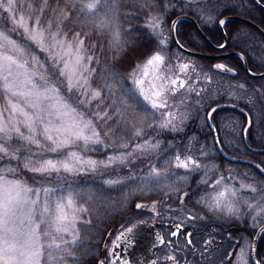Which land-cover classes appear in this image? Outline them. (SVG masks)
Segmentation results:
<instances>
[{
    "label": "rangeland",
    "instance_id": "obj_1",
    "mask_svg": "<svg viewBox=\"0 0 264 264\" xmlns=\"http://www.w3.org/2000/svg\"><path fill=\"white\" fill-rule=\"evenodd\" d=\"M89 2H93V0H89L88 3ZM170 2L171 1L169 0H103L102 2L100 0V3L97 5L96 8V9L99 8V11L96 12L99 14L97 25L94 24V27H91L89 30V33L93 32L94 34L97 35V37H100L99 31L101 30L102 37L107 39V42L109 44L108 47L110 50L113 51V54L110 55V57H113L114 54H119L121 51H125V43L135 36V32L133 30H129L125 26L130 16L129 12L131 11V10H127L128 6L134 5V9H136L137 11H139V9L144 10L146 13H143V16L147 17V19L149 20L148 26H150L151 28H153L152 25L154 23V18L159 21V27L155 30L160 31V34H162V39L164 40V44L161 45V49H163L162 54L165 56V63L163 65H160L159 68L155 70L152 67L148 68L149 76L146 78V86H145L146 92L148 91L147 81L152 80L154 76L156 75H159L161 77L171 76L175 78L178 71L176 67L179 65V62L177 60H174L175 62L174 61L169 62L166 59L167 58L166 54L167 55L170 54L171 47L169 46V37H168L169 25L165 23L166 18L164 12L166 13L171 12L172 10L176 9L175 7L177 6V3L172 2V4H170ZM211 2L212 4L215 5V7L212 8L210 12L212 19L211 20L202 19V21L207 25H216L220 16L225 12H227V10H231L236 13L243 12L247 15H255L254 10L250 7V5L252 4L251 0H244V1L243 0H211ZM124 3L127 4V7H123ZM199 9L200 7H198V12L195 11L198 14H200ZM161 10L163 12V15ZM20 14L26 15L25 12L23 13L20 12ZM161 15L162 17H160ZM94 18H96V14L94 15ZM106 19L109 20V24H106L105 22ZM30 25H31V21H29V26ZM12 27L13 24H12V20L9 18V13L4 12L2 9H0V29L9 30L11 38L17 40L18 42L24 41L28 43L31 46L33 55H35L38 58V63L33 62L31 57L28 55H25L22 58V59H27L29 61L28 70L30 72H34L37 74L33 78L38 79L40 75H43L46 79L49 80L51 84H55L59 86L60 92L64 97V99L68 100L73 106H75L80 112H82L83 117L85 119L92 120L96 130L101 134V129L99 125L101 124L102 120L97 118V113H104V112L98 109L97 112H92L90 109V104H80L79 102L80 99L87 100L88 97L86 96L81 97L79 93H73L67 91L66 81L64 80V78L55 75V67L53 66L52 60L49 58L50 53L41 51L36 44H33L31 41H27L26 34H22L23 29H18L17 31L12 32L11 31ZM241 38H243L242 35H236L234 36V41L239 40ZM66 39L69 41L74 40V38L68 36H66ZM79 39L85 41V39L83 38H79ZM117 40L119 41L118 45L115 44ZM259 43L261 42L259 41ZM84 48H85V55L93 57L92 53L90 54L88 53V49L87 46H85V42H84ZM161 49L156 50L155 52L161 51ZM155 52H153V54ZM259 52L263 58H261V56L259 55L257 61L259 63H262L261 59H264V46L260 48ZM173 54L174 53H172V55ZM152 55L148 56L147 58L139 62L136 65V67L133 70H131L128 74L127 72L121 75L116 72L109 73L105 78V82L103 81L102 82L105 83L107 88L111 89V94H113L117 98L118 97L121 98L122 107L124 108V112L127 115V118L129 117H128V113L126 112V109L132 108L139 113L137 119L132 122L133 125L139 126L138 127L139 129H141L146 125L147 127L153 126V128L156 129V130L153 129L150 130L151 132L154 131L155 135L153 136L155 137L156 141H159L162 138L163 140L162 151L161 148H159L158 146L152 147V145L157 144V142L154 143L151 140L141 139L140 141H134V144L131 145L132 147L128 149L129 150L128 152L119 153L115 155V157L124 158L127 156H134L136 157V160H138L141 156H145L148 152L156 151L155 155L153 156L154 160H152V162L157 160L159 161V159L162 160L161 161L162 169L156 168V166H153L154 165L153 163L150 164L151 162H148L146 166L143 165L141 167L143 173L137 175V173H135V171L132 170L131 172L133 173L130 174L131 178L139 175H141V177H145V179L141 182V185L143 188H147V187L149 188L143 190L142 194L151 195L150 188H158V193H161L162 191V194L166 192L168 189L167 194H171L174 192L173 189L183 187L184 185L189 184L193 179V175H195L193 189L197 194L194 196V199L201 200L200 202L201 206L194 207L191 206L189 203H185L183 199L184 195L182 197L177 198L178 202H176L175 197L170 195L163 197L160 196L157 199L136 201L132 206V208L134 207L135 211L133 209L131 212H128L124 215L123 217L124 219L122 220L123 223L122 226H124L126 223H130L140 218L157 219V220L180 218L184 222L192 224L195 227L204 230L208 229L210 225L214 229H216L217 235H220L219 236L220 238L225 239V244L222 245L217 250H215L213 253H202L201 251L200 254L198 255L196 254L192 255L189 250L184 249L181 254V259L185 261L186 264H223L226 260L231 258L235 253H238V257L236 258L237 263L248 264L250 263L251 236L249 238L244 237L241 240V237L238 234V237L236 238L231 235L230 226L236 221H239L240 223L244 222L245 220L244 209H246L248 212L251 211L253 213L252 218L250 219L251 221L250 226L251 229L252 228L256 229L261 222H264V212L261 211L262 209H264V197H262L261 194L258 196L257 191L255 192L251 191L250 188L247 187L248 185L246 186L239 185L238 182L235 184L233 183L234 185H230V183L228 184L227 180L224 179V176L215 175V173L218 172L217 170L216 172L214 171L216 168L231 169V166L227 165V163L221 160L216 162L215 157L213 156L212 158V153L214 151L213 149L210 154V148L212 146V138L206 133V130L208 128L207 119H206L207 111L205 106L203 105L204 103H206L208 94L200 93L199 96L195 97V99H201V101H196L194 99L190 101V97L192 96V91L188 90V89L196 88L198 84L201 85V83L206 85L207 81L205 80V76H208L212 71H210V68H207V66L204 64L194 63L196 66L198 65L200 66L199 67L200 72L193 71L192 76H190V78L194 77V83L185 86L184 89H180L178 91L179 94H177L178 93L177 92L175 96L169 94V104H170L169 109H160V110L152 109L150 103L148 101H145L143 99V96L139 93L138 86L134 84L131 76V73H133L137 69V66H140L141 69V73H138V76L142 74L144 64L146 63L147 59ZM92 61L88 62L86 65L89 69H92L91 68ZM41 64L43 65V67H40ZM93 72L94 70L91 71V73L88 75V83L90 85V88L92 90H99L102 92V89L100 87V81L96 79V78L100 79V77L96 76V78H93L92 77ZM201 73L203 74V76L201 75ZM214 74L215 76L218 75L216 71H214ZM157 83H160V81H157ZM210 84H212V81ZM261 87L263 88L262 92L261 93L255 92V95L259 93L261 96L264 97V80H262L261 82ZM232 89H234V92L231 91ZM212 90L214 91V89ZM212 90L210 91V93H212ZM226 90L229 93L228 97L236 98L234 99L235 101H239V100L244 101L243 98H245V94L247 93L246 89L240 88L239 86L233 88V86L229 84H226V86L223 89V91ZM180 91L183 92L180 94ZM181 95L188 97L189 99L184 100L181 98ZM240 96H242L243 98H241ZM181 100H183L184 103H181ZM189 102L194 104L196 107L197 106L199 107L196 108V107L188 106L191 105L189 104ZM4 105H5V101L0 100V110H3ZM94 107H98V106L95 105ZM253 109L257 110L260 114H262L261 117L262 120L264 117V107H253ZM166 111H171L175 114L176 119L174 123L176 124L178 130H171L168 128L161 129L160 127H158V124L162 120L161 113ZM226 113L228 115H232V113L229 111H226ZM256 114H257L256 129L259 132L260 128H259L258 113ZM4 115L5 117H9L10 113L5 112ZM218 115H219V119L222 120L221 123L223 125L225 124V121L223 120L226 119L230 120V118L225 117L226 115H224L222 111L219 112ZM12 120H13V124L21 127V131L24 132L25 135L28 134L27 131L22 126V124L20 123L22 117L16 116L13 117ZM241 122H244V118L242 117H241ZM165 132L170 133L171 138H167L164 134ZM177 133H181L184 135L188 134L184 138L186 145H188L189 142H191V140H193L194 137L195 140H197L198 137L201 138L203 142L202 145L203 150L201 153L202 163L199 164L200 165L199 168L184 169V168L176 167L175 166L177 163L176 160L170 163L169 158H172L170 156H173V158H175L176 156H180L182 159L188 157L187 156L188 152H186L185 154H181L178 152V149H176L177 147L172 145V143H174L177 140L176 138H172V137L175 136ZM9 135L11 136V139L3 140L0 142L5 143L10 150H15L16 156H18L19 152H23L24 154L34 153V156H36V160L40 159L41 156L47 159L57 158L58 155L57 153L49 152L46 150V148L38 149L36 148L35 145H29L25 141L19 139L17 134L14 132H10ZM100 138L102 139V137ZM182 138L183 137H178L177 141H181ZM146 141L148 143L145 149L137 150L136 146L144 145ZM236 141H238L237 138ZM231 143L235 145V143L237 142H235V140L228 141L227 145L230 146ZM238 147H240V145ZM67 151H77L85 160L97 161V166L95 168L89 167L87 164L78 166L79 170L73 171V172H77L75 174H73V172L71 173L60 172L59 174L52 173L45 176H41L39 174H36L34 176L30 175V177L33 179V181L30 183L27 180V176L21 174L22 172L21 169L22 167H25V164L27 160H29V158H26L24 160L25 163H23L22 161L19 163L21 167L20 170L17 169L18 164L16 163V160H14L15 158L4 156L2 159H0V184H3L6 181H20L23 185H26L27 187L33 189V192L28 193V197L38 201V204L36 205L37 208L36 216L41 215L42 208L44 205H48L51 207L55 203L60 202L62 199L66 204L68 197H71L73 200V204L71 208L67 206L65 207V212L68 215V221L63 226L67 228V231L57 232L55 230V226L49 228L47 225L41 224V227L46 231H48L49 235L46 237L45 236L40 237V243L44 246L42 249L43 255L40 258V264H43L44 257L47 258L44 264H71V259L73 257L70 256L71 253L70 250L72 249L69 250L68 246L75 244L77 241H79V234H80L79 227L83 226L87 221L84 217L81 216L80 207L76 204L78 203V201L76 199H73L71 192L68 189H66V184L69 183L68 182L69 178L72 175L83 173L85 175H90L92 176V178L95 179L111 181L110 177H106V174H109V171L108 170L105 171V169L102 168V166H104V163L109 162L108 159H106L105 161L95 159L92 156L86 154L87 152L85 153L83 151V147L79 145H70L68 148L61 149V153ZM129 153L131 154L129 155ZM149 165L151 166L149 167ZM153 167H155L160 171L161 175L159 177H155L151 175V169ZM25 168L28 170L27 167ZM234 168L236 170L240 169V167H234ZM100 169L103 170L101 171ZM237 173L238 172L235 171L231 176L237 177ZM218 180L221 181L219 185H217L216 183ZM229 188L236 192L235 196H232L231 193L225 191L226 189ZM220 192H225V196L221 202V208L212 209L211 211H209L205 207V204L212 203L215 200V198L218 197ZM140 202H143L145 205L149 207L138 209L136 205ZM153 204L156 205L155 212L150 207ZM226 204H231L233 207L239 208V212L236 213L235 215H229L224 210V205ZM122 205L123 204H121L120 206L121 208ZM249 205H252V207H249ZM85 212L86 211H82L83 216ZM191 213L195 214L196 216L202 217L203 219L190 220L189 215ZM233 216H235L236 221H234L235 219L233 218ZM255 219H257L258 222H252ZM87 223L88 221L86 222V224ZM86 230L87 229L85 228V231ZM108 239H110V235L108 236ZM55 245H60L61 247L56 248ZM106 245L107 242L105 246ZM238 245H240L239 249L237 248ZM242 252H243V256H241ZM112 261L113 260H111L108 256L105 260H103V264H111Z\"/></svg>",
    "mask_w": 264,
    "mask_h": 264
},
{
    "label": "snow or ice",
    "instance_id": "obj_2",
    "mask_svg": "<svg viewBox=\"0 0 264 264\" xmlns=\"http://www.w3.org/2000/svg\"><path fill=\"white\" fill-rule=\"evenodd\" d=\"M45 6L48 0H43ZM100 0H93L86 4H82L79 11L87 10L92 12L97 8ZM19 0H0V9L9 13V18L12 20V32L18 29H23L22 34H26V40L36 44L41 51L50 53L49 58L55 67V75L64 78L68 92L79 93L81 97H88L87 100L80 99V104H90L93 100H98L101 97V91L92 90L88 83V75L94 69H89L86 65L93 60L92 56L85 55L84 41L79 39V34H75L74 40L66 39V34L59 30L52 31V23L49 21L47 26L41 23L40 15L31 11V5L28 6L26 15H21V7H18ZM72 0H68L64 9L57 7L54 11L68 19L74 9ZM215 5L208 0V4L201 6L199 9L198 18L211 20V9ZM44 8H39L42 13ZM29 21L31 25L29 26ZM218 23L223 26L226 23L225 19H219ZM175 25V22L173 26ZM153 29L159 27V21L154 18L152 25ZM118 36V34H117ZM116 45L119 44L117 40ZM160 44H164V40H160ZM226 44H220V48H225ZM161 51L155 52L149 57L143 66L142 74L140 66L131 73L133 82L138 86L139 93L145 101H148L152 109H169V94L175 96L180 89H184L186 81L181 80L179 75L175 78L171 76L161 77L154 76L152 80L147 81L148 91H145L146 78L149 76L148 68L158 69L160 65L165 63V56ZM25 55L31 57L33 62L38 63V58L33 55L31 46L24 42L11 38L9 30L0 29V100L5 101L3 110H0V141L11 139L10 132L17 134L18 138L25 141L29 145H35L38 149H45L52 153H57V158L47 159L41 156L38 160H27L25 167L29 171L41 176L52 173L59 174L60 172L71 173L79 170L78 166L87 164L89 167L95 168L97 161L85 160L77 151H67L61 153V149L68 148L70 145L87 146L89 144H100L101 134L98 132L90 119H85L82 112L73 106L68 100L62 96L59 86L51 84L48 79L40 75L38 79H34L37 74L28 70L27 59H22ZM40 67H43L41 64ZM189 64H181L179 71L187 75ZM215 68L220 71H232L223 64L215 65ZM195 71V68H192ZM205 79L211 83V78L205 76ZM160 81V83H157ZM178 85V86H177ZM244 88V85H239ZM194 91V89H188ZM199 96V92H196ZM257 95H260L257 93ZM181 103H184L181 100ZM251 103V99L249 101ZM217 109L212 107L209 109L208 117L211 120L212 113ZM10 113L9 117H5L4 113ZM129 119L127 123H132L137 119L139 113L132 108L126 109ZM247 115V114H246ZM22 117L21 124L27 131V135L21 131V127L13 124V117ZM162 120L158 124L161 129L178 130L174 123L176 117L171 111L161 113ZM97 118L106 121L109 117L107 113H97ZM211 126V125H210ZM253 126L252 117H247L246 128ZM107 135V133H104ZM136 136L141 135V130L136 129ZM147 141L144 145H138L137 150L145 149ZM127 147V145H123ZM157 144L152 147H157ZM0 159L4 156L15 158V150H10L5 143L0 142ZM131 153H129L130 155ZM121 157L110 158L108 163H113ZM176 167L184 169H196L200 165L192 157L188 156L181 158L175 157ZM108 163H104L107 167ZM151 175L159 177L160 171L153 167ZM110 183H116L112 181ZM217 185L221 183L218 180ZM251 191L256 189L247 186ZM226 192L232 196L236 192L232 189H226ZM33 192V189L23 185L20 181H6L0 184V264H40V258L43 255V245L40 243L41 236H48L49 233L41 227V224L47 225L49 228L55 226L57 232L67 231L64 227L68 221V215L65 212V207H72L73 200L67 198L66 204L62 199L51 207L44 205L40 216H36V205L38 201L28 197V193ZM225 192H220L218 197L212 203L205 204V207L211 211L212 209H220L222 199ZM136 207H149L143 204H137ZM156 211V205L150 206ZM252 207V205H249ZM224 210L229 215H235L239 212V208L233 207L231 204L224 205ZM86 211V209H80ZM264 212V209L261 210ZM22 214V215H21ZM159 215V213H158ZM190 220L203 219L199 216L189 215ZM146 223V222H145ZM135 225L126 229L127 233H132ZM172 236L184 237L186 246H193L194 233L185 230L183 225H175V230L170 233ZM129 241L130 236L124 232L117 237ZM160 244H165V239L158 236ZM171 243V242H169ZM51 247V246H49ZM60 248V245H55ZM179 247V245H177ZM114 255V253H112ZM243 256V252L241 253ZM166 260L172 261L173 264H179L176 255H167ZM103 264V262H101ZM111 264H117V261H112ZM125 264L127 262L125 261ZM156 264V261H153ZM256 264H261L257 261Z\"/></svg>",
    "mask_w": 264,
    "mask_h": 264
},
{
    "label": "trees",
    "instance_id": "obj_3",
    "mask_svg": "<svg viewBox=\"0 0 264 264\" xmlns=\"http://www.w3.org/2000/svg\"><path fill=\"white\" fill-rule=\"evenodd\" d=\"M88 1L89 0H72V3L74 4L75 7L73 9L72 14H70L69 18L66 20L63 19V17H61L60 15H58L54 11V9H56L57 7L64 9V6L68 2V0H48L47 6L44 5L43 0H19V4H18V7L22 6L21 12L22 13L25 12V14H27L28 12V6L31 5L32 6L31 11L35 14L40 15L42 25L47 26V23L51 21L52 31L53 30L57 31L56 26L58 24L59 30L62 33H65L66 36L68 37L74 38L75 34L78 33L79 38L85 39L84 42H85V46H87L88 53L93 54V61L91 63L92 65L91 68L94 69V72L92 77L93 78H96V76L100 77V79L98 78L96 79L100 81V87L102 89V92H101V97L98 100H93L90 103V109L92 112H97V109L102 110L104 113L108 114L109 118L106 121H102L101 124L99 125L101 129L102 143L82 146L83 151L85 153L87 152L86 154L92 156L95 159L104 160V161L106 159L110 160V157L114 158L115 155L119 153L128 152L129 151L128 149L132 147L131 145L134 144V141H140L141 139L151 140L154 143L159 142L158 147L161 148L162 151L163 140L161 138L159 141H156L155 137L153 136L155 135L154 131L151 132L150 130V129L156 130L153 128V126L147 127L146 125L140 129L141 130L140 136L135 135L136 129L139 126H135L132 123H127V120L129 118H127V115L124 112L121 98L119 97L117 98L113 94H111V89L107 88L105 83H103L105 82V78L109 73L116 72L121 75L127 72L128 74L131 70H133L136 67V65L139 62L147 58L156 50L161 49L160 40L162 39V34H160V31L154 30L153 28L148 26L149 20L147 19V17L143 16V13H146L144 10L139 9V11H137L136 9H134V5L127 7V4L124 3L123 7H127V10H131L129 12L130 16L127 20V24H125V26L129 30H133L135 32V36L125 43V51H121L119 54H114L113 57H110V55L113 54V51L109 49L108 47L109 44L107 42V39L102 37L101 30L99 31L100 37H97V35L94 34L93 32L89 33L90 28L94 27V24L97 25L99 14L96 12L99 11V8L92 12H88L87 10L83 12L79 11V8L82 6V4H86L88 3ZM102 1L103 0H101V2ZM170 1H171L170 4H172V2H175L176 0H170ZM262 1L264 2V0ZM200 5L201 3H199V6ZM251 6L254 9L259 10L262 16L264 15V11L259 9L255 4L252 3L250 7ZM41 7L44 8V11L42 13L39 12V8ZM227 12H233V11H227ZM176 13H177V9L165 13V18L167 22L170 21L176 15ZM240 13L253 20L257 18L256 15H247L243 12ZM95 14H96V18H94ZM160 17H162V15ZM195 17L198 18L197 15H195ZM106 20H105L106 24H109V20L107 21ZM257 22L261 23L262 21L257 20ZM184 27L185 25L182 26V31ZM246 27L247 26L240 21L228 22L227 31L230 36L229 46L233 49L242 51L246 55L249 66L252 70L254 71L264 70V63H263L264 59H261L262 63H259L257 61V58H255V56L260 55L258 49L264 46V39L260 35V33L257 32L255 29L250 27L246 28ZM192 33L194 34V37H191L190 40L193 41L190 42V40L185 38L186 33H184V31L182 32L181 39H183V41H185L186 43H190V45L194 47H199L203 43L205 49L211 50L209 46L205 44V42L200 38V36L194 30L192 31ZM207 33L214 41L221 42L222 36L218 29H216L215 32L207 30ZM236 35H242L243 38L234 41V36ZM258 40L262 44L259 43ZM196 42L199 44H197ZM261 58L263 57L261 56ZM232 60L234 62L227 61V64L235 69L234 71L237 73L238 76V78L236 79L242 80L243 85L250 91V93L245 94V101L240 100L241 102L239 103L244 105L254 116V120H256L257 117L256 113H258V116L260 115V113L257 110L253 109V107H251V104L257 100L255 92H259V88H261V82L262 80H264V78H255L247 75L243 70L239 57H232ZM196 62L206 65L207 68H210V71H212V66H211L212 61L206 59H196ZM199 67H200L199 65L198 66L195 65L194 67L195 71L200 72ZM192 68L193 67L190 66L189 71L192 70ZM176 69L179 70V67L177 66ZM216 71L219 72L218 70ZM201 75L203 76L202 73ZM234 82L235 79L229 77L228 74L220 73L215 77V84H212L214 85L213 88L214 91L211 89V85H209V82L206 85L202 83L201 85L198 84L196 91L199 92V94L201 92L204 94L205 93L208 94L206 103L203 104L206 108V111L209 109L208 106L212 105L216 101H223L224 99L227 100L236 99V98L228 97L229 93L227 92V90L223 91L226 84H229L234 87L233 85ZM211 90L212 93H210ZM193 95L197 97L196 93ZM250 99H251V103H249ZM197 101H201V99H197ZM95 105H97L98 107H94ZM194 107L196 106L194 105ZM223 111H229L232 113V115H227V117L230 119L239 120L241 119V117L244 118L242 113L232 108H226ZM261 125L262 124L260 123L259 128L261 132L260 131L257 132L258 136L260 137L259 141H254L256 135L253 134L252 132H250L249 138L256 145L262 146L264 148V131L262 130ZM104 133H107V135H105ZM164 134L166 137L168 135L171 136L170 133H164ZM188 134L184 135L181 133H177L175 136H179L183 138L181 139V141H177L178 140L177 139L174 143H172V145L177 147L176 149H178L179 153L185 154L186 152H188L187 156H191L194 159H199L200 158L199 155L202 151L201 147L203 145V142L194 139L191 140V142H189L188 145H186L184 138ZM123 145H127V147H124ZM226 149L229 152H233L236 154H240L242 152L241 150L232 149L228 146L226 147ZM155 153L156 151L148 152L145 156H141L138 160H136V157L134 156H127L122 158V162L121 159H117L113 163H108L107 167L102 166V168H104L105 171L106 170L109 171V174H106V177H110L111 181L95 179L92 178V176L85 175L83 173L72 175L69 178L68 180L69 183L67 182L68 184H66V189H68L71 192L73 199H76L78 201V204L80 205L81 209H86V212H90L89 219H86L88 221L87 224H89L90 227L87 228L86 224L81 226L79 241H77L75 244L69 245L68 247L69 250L70 249L73 250V251L70 250L71 251L70 256L73 257L71 259V264H100V262H103V260H105L108 257V251H109L108 246L111 243L113 233L118 228L121 229L123 227L122 226L123 224L122 220L124 219L123 217L126 213L131 212L134 209V207L132 208V206L136 201L157 199L160 196L163 197L168 195L179 198L185 195L186 191H189V196L188 198H185L184 196L183 197L185 199L191 200L192 195L195 193L193 189L195 175H193V179L189 184L183 187L173 189L174 192L171 194H167L168 189L163 194L162 191L161 193H158V188H150L151 195L142 194L143 190L149 188V187L143 188L141 185V182L145 179V177H141V175H139L131 178L130 174L133 173L131 172L132 170H134L135 173H137V175L143 173L141 167L143 165L146 166L148 162H151L150 164L153 163L154 164L153 166H156V168L162 169V162H161L162 160L159 159V161L157 160L152 162V160H154L153 156L155 155ZM170 157H172L169 158L170 163L175 161V158H173V156ZM26 158H29L31 160H36V156H34V153L24 154L23 152H19L18 156H16L14 159L18 164L17 165L18 170L21 169L19 163L21 161L25 163L24 160ZM253 158H256L264 166L263 157H253ZM150 166L151 165H149V167ZM239 166L249 167L248 165L245 164ZM100 170L102 171L103 169ZM21 171H22L21 174L26 175L28 182L31 183L33 179L30 177V175L34 176L36 175V173L27 170L25 167H22ZM75 173L77 172H73V174ZM112 181H116V183H110ZM257 182L259 183V184L257 183V185L260 187L259 189L260 194L264 195V177L258 179ZM121 204H123L122 208L120 207ZM82 217H84L83 214ZM241 227H246V228L244 229V231H241L240 230ZM85 228L87 229L86 231ZM230 231H231V235L236 238L238 237L239 234L241 240L244 237L249 238L251 234L250 225L248 224L240 225V223L238 222H234L230 226ZM109 235H110V239H108ZM106 242L107 245L105 246ZM239 246L240 245H238L237 247L238 249ZM258 255L259 258L262 261H264V232L258 243ZM237 257H238V253H235L231 258L226 260L223 264H238L236 261ZM46 260L47 258L44 257L43 264L46 262Z\"/></svg>",
    "mask_w": 264,
    "mask_h": 264
},
{
    "label": "flooded vegetation",
    "instance_id": "obj_4",
    "mask_svg": "<svg viewBox=\"0 0 264 264\" xmlns=\"http://www.w3.org/2000/svg\"><path fill=\"white\" fill-rule=\"evenodd\" d=\"M190 1H191V3H193L195 0H190ZM254 12H255V15L257 16V18H255V21H257V20L262 21L259 24H260V26H262L264 28V15L262 16V14L259 12V10H256V9H254ZM180 13H185V14H188V15L193 17V15H192L193 11L192 10H184V11H182ZM196 20L201 24L202 28H204V30H206V31L208 29V30H210L212 32H215L216 29H218V28L220 29V26L218 27V25H217V27L215 25H207L205 27L203 22H200V20H198V19H196ZM180 22H181V24L182 23H186L185 24V29H184V33H186L185 34V38L190 40L191 37H194L193 33H189L190 31H192V28L193 29L195 28L194 24L188 19H183ZM179 32H180V35L182 37L181 30H179ZM177 34H178V32H177ZM178 37L181 40L182 44L190 46V43L187 44L185 41H183V39H181L179 34H178ZM191 41H193V40H190V42ZM199 50H201V49H199ZM229 50L230 49H229V42H228L227 49H225V50L208 51V50H204L203 47H202L201 51H205V52H208V53L220 54V53H225L226 51H229ZM181 53H182L181 51L178 52L179 55H178L177 60L183 61L185 56L182 55ZM218 59H219L218 61L217 60H212L213 63L214 62H216V63L217 62H221V63L226 64L225 61H233L232 57H230V58L220 57ZM228 67L230 69H233V67H231L230 65H228ZM227 74H229V75H231L233 77H237V73L235 71H227ZM256 99L258 101L260 100V101L264 102V97L261 96V95L258 96L256 94ZM223 121H225L224 125L221 123L222 122L221 119L214 120L215 130H213L209 126H208V128L206 130L207 134L212 138V146H211V148L214 150L213 153H212V158L214 156L216 162H218V160L221 158V156H220L221 153L218 151V148H217V146L215 144L216 140H215V133L214 132L217 133V136H218L222 146L225 149L227 147L228 141H233V140H235V137L236 138H240L242 136V134H241V136H238V125L236 124V122H232V124H231V122H228L226 120H223ZM253 124H256L255 120L253 121ZM251 131H252V133H254L256 135V137L254 138V141H259L260 137L258 136L257 131H253V130H251ZM235 142H236V140H235ZM250 143H251L252 146H254L256 148L248 146L244 141H241V142L237 141V143H235L234 146L238 147L240 145V147L243 148L246 151V152H242L241 155L246 156V157H248L250 159H253L255 161H258V160L256 158H253V157H264V148L262 146L256 145L251 140H250ZM225 163H227V165L231 166V169L230 168H227V169H225V168H216L214 171L215 172H216V170L218 171L217 173H215V175L224 176V179H226L227 183L228 184L230 183V185H234L235 183L238 182L239 185H244V186L251 185V186L254 187L256 185V183H257V180L260 179L261 177H264V174L262 173L261 169L255 168L254 166H250L249 164H247L249 167L242 171V170L234 169L233 166H232L233 164H231V163H229L227 161ZM235 171L238 172L237 173V177H232L231 175H233V172H235ZM227 176H229V177H227ZM244 214H245L244 215L245 224L251 225L250 224L251 223L250 219L252 218L253 213L251 211L248 212L246 209H244ZM190 215L196 216L195 214H192V213ZM233 218L235 219V216H233ZM234 221H236V219ZM236 222H239V221H236ZM252 222H258V221H257V219H255ZM160 223L161 224L159 225V228L162 230V235L164 236L165 244H163L162 247H160L159 249H157L155 251V255L157 257V264H173L172 261H169V260L165 259V257L167 255H173V254L176 255L178 260H180L179 264H186V262L181 259V254H182V251L184 249L189 250L192 255H194V254L198 255V254H200L201 251H202V253H213L215 250H217L218 248H220L222 245L225 244V239L220 238L219 237L220 235H217L216 229H214L210 225H209L208 229H205V230L204 229H199V228L195 227L192 224L184 222L180 218L162 219V220H160ZM243 223H240V225H243ZM177 224L183 225L185 230L194 233L193 246H186L185 242H184V237L182 235L174 237V236H172L170 234L173 230H175V225H177ZM245 228L246 227H241L240 230L244 231ZM254 230H255L254 228L251 229V234H250V236H251V239H250L251 245H252V241H253V238H254V233H255ZM211 236H214V237L216 236V237H218L220 239H223V243L218 248L216 247V248H214L212 250L206 251L205 250V241H206V239L208 237H211ZM169 242H171V243H169ZM177 245H179V247H177ZM251 263H252V261H251Z\"/></svg>",
    "mask_w": 264,
    "mask_h": 264
},
{
    "label": "water",
    "instance_id": "obj_5",
    "mask_svg": "<svg viewBox=\"0 0 264 264\" xmlns=\"http://www.w3.org/2000/svg\"><path fill=\"white\" fill-rule=\"evenodd\" d=\"M254 1L258 6H260L261 8L264 9V4H262L259 0H254ZM183 17H187V16L180 15V16L176 17L174 19V21L172 22V38H173L176 46L179 49H181L182 51H184L186 53L201 56V57H206V58H216V57H222V56L224 57V56H230V55H241L243 58V66H244V69L247 73H249L253 76H256V77H264V71L258 72V73H252L249 69L246 57L238 51H229V52H226L224 54L216 55V54L202 53V52L192 50V49H189V48L183 46L179 42V40L176 36V32H175V25H176L177 21ZM222 19L240 20V21H243L245 23H248V24L254 26L255 29H257L259 32H261L262 35L264 36V30L260 26H258L257 24H255L254 22H252L251 20H249L245 17L239 16V15H234V14H228V15L224 16ZM174 22H175V25L173 26ZM193 23H194L197 31L199 32V34L205 39V41L211 47H213L216 50L224 49V48H220L219 45L214 44V42L206 35V33L201 29V27L198 25V23L195 20H193ZM220 28H221L223 35H224V43L223 44L227 45V43H228L227 34L224 31L223 26L220 25ZM224 106H231L232 108H235L237 110L244 111V112H246L247 116L250 117L248 112L244 108H242L241 106H239L237 104L220 103V104L214 105L213 107L218 109V108H221ZM207 118H208L209 123L212 125V122H211V120H209L208 116H207ZM246 131H247V128L245 127L244 139H245L246 143L248 144L247 139H246ZM215 138H216V145L224 157H226L232 161H241V162H247V163L254 164L255 166L259 167L262 170V172L264 173V168L260 164H258L257 162L249 160L247 158L233 156V155H230L227 152H225L224 149L222 148V146L220 145L217 134H215ZM133 225H135L133 232L127 233L126 229L128 227H132ZM263 231H264V224L258 228L256 235L254 237L253 243H252V260H253L254 264H256V262H257V258H256L257 242H258L259 237ZM122 232H124L126 235L130 236L131 239L129 241H126L124 239H117V237L120 236V234ZM118 236L116 237V239L114 241L113 250H112V253H114V255L112 254V256L114 259H119L120 264H125V261L127 262V264H153V261H156V258L153 255V250L156 247L162 245V244H160L159 239H158V236H162V233L157 228L156 222H149L146 220L137 221V222L125 227L118 234ZM220 242H221V240H219L215 237L209 238L206 242V249L210 250V249L216 247Z\"/></svg>",
    "mask_w": 264,
    "mask_h": 264
},
{
    "label": "bare ground",
    "instance_id": "obj_6",
    "mask_svg": "<svg viewBox=\"0 0 264 264\" xmlns=\"http://www.w3.org/2000/svg\"><path fill=\"white\" fill-rule=\"evenodd\" d=\"M89 215H90V212H86L85 215H84V218H85V219H89ZM85 224H86V222H85ZM86 227L89 228L90 225H89V224H86ZM120 232H121V229H117V230L113 233V235H112V240L115 239V238L118 236V234H119ZM112 240H111V241H112Z\"/></svg>",
    "mask_w": 264,
    "mask_h": 264
}]
</instances>
